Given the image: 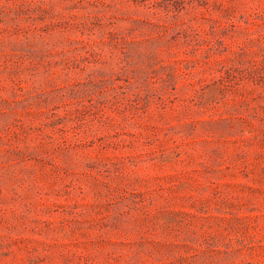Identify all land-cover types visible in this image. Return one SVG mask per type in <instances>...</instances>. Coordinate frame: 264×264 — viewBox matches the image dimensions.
<instances>
[{
    "label": "rangeland",
    "instance_id": "374dc122",
    "mask_svg": "<svg viewBox=\"0 0 264 264\" xmlns=\"http://www.w3.org/2000/svg\"><path fill=\"white\" fill-rule=\"evenodd\" d=\"M0 264H264V0H0Z\"/></svg>",
    "mask_w": 264,
    "mask_h": 264
}]
</instances>
